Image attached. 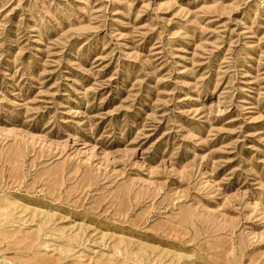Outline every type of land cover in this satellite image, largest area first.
I'll return each instance as SVG.
<instances>
[{
  "label": "rangeland",
  "instance_id": "1",
  "mask_svg": "<svg viewBox=\"0 0 264 264\" xmlns=\"http://www.w3.org/2000/svg\"><path fill=\"white\" fill-rule=\"evenodd\" d=\"M0 264H264V0H0Z\"/></svg>",
  "mask_w": 264,
  "mask_h": 264
}]
</instances>
